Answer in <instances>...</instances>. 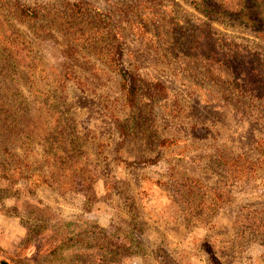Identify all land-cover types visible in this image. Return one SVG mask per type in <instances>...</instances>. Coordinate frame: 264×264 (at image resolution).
I'll return each mask as SVG.
<instances>
[{"label": "rangeland", "instance_id": "rangeland-1", "mask_svg": "<svg viewBox=\"0 0 264 264\" xmlns=\"http://www.w3.org/2000/svg\"><path fill=\"white\" fill-rule=\"evenodd\" d=\"M16 1L61 17L82 2L89 21L64 20L65 35L45 19L17 25L27 58L0 63V160L15 162V180L0 166V264H264V164L246 166L264 150V0H0L2 13ZM100 19L116 35L115 69L81 48ZM70 67L82 83L68 84L63 123L57 81ZM119 69L168 90L141 96L123 143ZM65 124L83 150L74 169L46 148L58 128L66 144ZM20 169L49 184L15 183Z\"/></svg>", "mask_w": 264, "mask_h": 264}, {"label": "trees", "instance_id": "trees-1", "mask_svg": "<svg viewBox=\"0 0 264 264\" xmlns=\"http://www.w3.org/2000/svg\"><path fill=\"white\" fill-rule=\"evenodd\" d=\"M87 6H85L82 2H69L63 12V17H61L58 12L56 11L55 7H46L42 5H35L31 6L28 4L15 2L8 4L7 8L5 9V13H2V8H0V63L3 66H10L13 68H19L22 63L27 58L26 54L30 51V43L23 37L21 29L17 25L23 24H36L43 19L47 21L48 27H52L56 29V27L60 28V33L63 35L67 34L70 29H66L65 26H68V23L65 22L67 20H74L78 22H85L89 21V14L87 13ZM65 20V21H64ZM96 21V20H95ZM18 23V24H17ZM64 25V28L62 27ZM100 29H97L95 33L90 36L88 39V44H85L86 41H82V47H86L94 56H96L99 60H101L105 65L111 66L113 69L117 68L118 62L121 61V54L119 52L118 47H114V41L116 40V35L114 34L113 30L111 29L112 25L110 22L106 20L100 19L98 23ZM68 48L70 49L68 52L69 57H74V53L77 50L76 47L79 45H75L72 40L67 42ZM80 48V47H79ZM111 48L115 49V52L112 51ZM37 68L36 65H34ZM119 74L121 75V90L123 93V101H124V108L127 110V119L120 118L117 114L113 117V122L115 128L123 142H126L130 138V133L135 130L136 123L135 121L140 116L139 112V105L141 96L145 93H152L154 96L159 98H165L168 95L167 88L159 83V82H152L145 77L138 76L136 77L134 74L122 71L121 69L118 70ZM81 76L78 73L74 72L71 67L67 68L64 72L63 77L60 78L57 82L60 83V93L58 96L57 101L55 102V109L60 115L61 122L63 119H67L65 115L60 111L62 106L68 102L67 97V87L69 83H76L77 85L82 83ZM34 127V126H33ZM67 129V133H65L68 137L65 139L66 144H62L63 141L60 139L61 133L59 132V128L56 129L57 132V139L55 146H48L46 147L49 149L51 156L57 160L62 165L68 166L69 168L74 169L73 161L75 159H83V150L81 144H79L78 140L80 137L78 136L77 132L74 128H72L69 124H65ZM52 129V128H49ZM35 131V129H33ZM29 146L33 147L35 145V140L33 138L29 139ZM172 143H176L174 140H170L165 138L160 143L161 147H170ZM258 144V143H257ZM260 156L256 158V160H247V175L252 174L256 167L259 164H264V150L260 148L259 150ZM11 153V158L18 159L19 164H24L27 167L30 160L27 159L23 160L17 157V155ZM223 161V167L227 168L226 165L231 163L232 158H221ZM11 164L8 162H3L0 160V166L3 167L5 173L10 172L8 178L11 180H15L14 174L12 173V163H15L13 160H9ZM143 161V160H142ZM152 160H147L145 162H151ZM235 162V161H234ZM17 165V164H15ZM16 168L19 169L17 166ZM2 172V171H1ZM232 173L235 175H239L242 172L238 170V168L232 169ZM18 178L16 179L17 184L21 181H26L28 185L38 187L41 184H49V180L46 176H40L39 182H34L32 180L31 174H26L25 170L22 171L20 169V173L18 174ZM13 183V185H16ZM37 183V184H36ZM51 185V183H50ZM226 196V198H230V194L226 191H222ZM220 193L217 191V194ZM217 200H222L220 194L217 195ZM224 199V198H223ZM104 238L106 240H111V236L105 235Z\"/></svg>", "mask_w": 264, "mask_h": 264}, {"label": "flooded vegetation", "instance_id": "flooded-vegetation-1", "mask_svg": "<svg viewBox=\"0 0 264 264\" xmlns=\"http://www.w3.org/2000/svg\"><path fill=\"white\" fill-rule=\"evenodd\" d=\"M6 264V263H5Z\"/></svg>", "mask_w": 264, "mask_h": 264}]
</instances>
